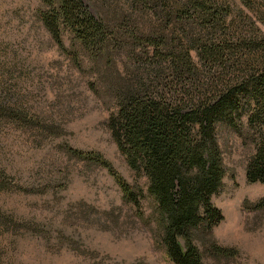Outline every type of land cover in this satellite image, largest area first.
I'll use <instances>...</instances> for the list:
<instances>
[{
  "label": "trees",
  "instance_id": "16d2710c",
  "mask_svg": "<svg viewBox=\"0 0 264 264\" xmlns=\"http://www.w3.org/2000/svg\"><path fill=\"white\" fill-rule=\"evenodd\" d=\"M244 2L252 8V1ZM34 13L106 105L107 127L135 182L101 151L68 142L62 150L86 170L109 173L172 263L205 264L206 252L236 256V248L219 245L213 234L224 218L213 197L224 188L225 153L234 144L245 150L249 181L264 182L261 24L227 0H39ZM2 92L3 101L14 100L9 86ZM16 106H0L1 118L33 127L35 116ZM48 120L39 124L42 133H65ZM55 176L39 188L20 189L56 194L68 185ZM0 186L10 189L2 176ZM244 206L262 211L264 197ZM125 219L114 208L101 210L85 200L70 203L55 221L0 208V228L11 237L12 249L34 243L44 250L41 255H86L77 229H121L129 215Z\"/></svg>",
  "mask_w": 264,
  "mask_h": 264
},
{
  "label": "rangeland",
  "instance_id": "374dc122",
  "mask_svg": "<svg viewBox=\"0 0 264 264\" xmlns=\"http://www.w3.org/2000/svg\"><path fill=\"white\" fill-rule=\"evenodd\" d=\"M227 1L236 11L242 9L257 20L264 30V0H246L252 1V8L244 0ZM38 5L39 0H0V106L17 105L35 116L31 128L0 116V176L10 188L0 186V208L55 221L70 208V203L85 200L101 210L116 209L121 222L128 215L129 219L121 229L105 230L92 225L77 229L75 236L89 251L86 255L74 251L41 255L44 250L39 245L27 242L13 250L11 237L0 228L4 246V261L0 264H174L154 237L151 225L133 216L134 210L123 201L109 173L101 168L86 170L62 150L68 142L77 148L101 151L127 180L135 182L107 127L106 105L94 96L88 88V78L41 27L34 15ZM3 86H9L13 101L2 100ZM47 117L49 123L65 128L62 136L42 133L39 124ZM224 161L228 170L224 188L213 197L224 218L213 234L219 245L234 247L238 253L225 258L206 252L205 264H264V210L255 212L244 206L245 201L264 197V182L249 181L244 148L231 145ZM55 173L68 185L56 194H29L20 189L39 188Z\"/></svg>",
  "mask_w": 264,
  "mask_h": 264
}]
</instances>
